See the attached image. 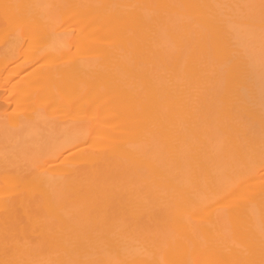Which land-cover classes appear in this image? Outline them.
<instances>
[{
  "label": "bare ground",
  "instance_id": "6f19581e",
  "mask_svg": "<svg viewBox=\"0 0 264 264\" xmlns=\"http://www.w3.org/2000/svg\"><path fill=\"white\" fill-rule=\"evenodd\" d=\"M0 264H264V0H0Z\"/></svg>",
  "mask_w": 264,
  "mask_h": 264
}]
</instances>
